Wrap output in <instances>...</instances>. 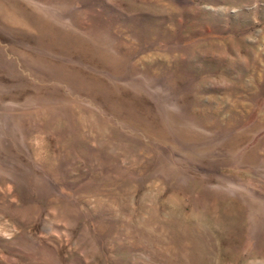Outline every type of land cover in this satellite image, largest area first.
<instances>
[{"label": "rangeland", "instance_id": "374dc122", "mask_svg": "<svg viewBox=\"0 0 264 264\" xmlns=\"http://www.w3.org/2000/svg\"><path fill=\"white\" fill-rule=\"evenodd\" d=\"M0 264H264V0H0Z\"/></svg>", "mask_w": 264, "mask_h": 264}]
</instances>
